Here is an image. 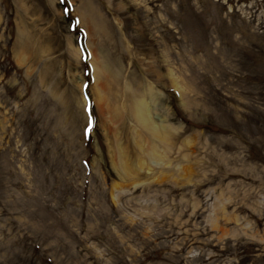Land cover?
<instances>
[{
	"label": "rangeland",
	"instance_id": "obj_1",
	"mask_svg": "<svg viewBox=\"0 0 264 264\" xmlns=\"http://www.w3.org/2000/svg\"><path fill=\"white\" fill-rule=\"evenodd\" d=\"M0 264H264V0H0Z\"/></svg>",
	"mask_w": 264,
	"mask_h": 264
},
{
	"label": "bare ground",
	"instance_id": "obj_2",
	"mask_svg": "<svg viewBox=\"0 0 264 264\" xmlns=\"http://www.w3.org/2000/svg\"><path fill=\"white\" fill-rule=\"evenodd\" d=\"M136 109V108H135ZM146 117V116H145ZM149 117V116H148ZM124 168V167H123ZM124 171V170H123Z\"/></svg>",
	"mask_w": 264,
	"mask_h": 264
}]
</instances>
